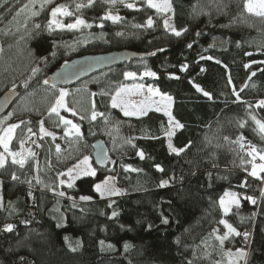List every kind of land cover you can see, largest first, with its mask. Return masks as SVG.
I'll return each mask as SVG.
<instances>
[{"label":"trees","instance_id":"obj_1","mask_svg":"<svg viewBox=\"0 0 264 264\" xmlns=\"http://www.w3.org/2000/svg\"><path fill=\"white\" fill-rule=\"evenodd\" d=\"M24 1L0 4V92L19 90L0 116V129L19 125L9 146L21 147L26 156L23 167L6 158L0 168V264H217L225 261L228 239L247 253L237 264H264V183L259 189L249 175L251 155L241 153L244 143L264 151L256 123H264V18L248 13L245 0H169L170 25L181 31L176 36L142 1L132 9L119 7L121 19L113 23L102 19L105 1L93 0L75 6L71 15L91 27L49 29L50 9L72 0L40 4L38 15L13 24ZM121 48L138 56L69 85L85 86L76 94L79 106L97 115L59 109L80 134L57 151L51 137L41 135L40 119L66 85L45 84V77L71 57ZM126 71L134 77L126 78ZM136 74L172 98L171 116L182 127L170 130L165 115L154 109L125 116L112 106L117 85ZM96 138L104 141L112 163L93 164ZM169 143L183 151L173 152ZM82 156L89 157L95 175L79 176L72 187L61 184L63 169ZM110 171L120 194L102 197L93 185ZM226 190L236 192L240 207L223 214L219 198ZM222 217L240 235L230 234L221 245ZM7 223L12 231L4 230Z\"/></svg>","mask_w":264,"mask_h":264},{"label":"rangeland","instance_id":"obj_2","mask_svg":"<svg viewBox=\"0 0 264 264\" xmlns=\"http://www.w3.org/2000/svg\"><path fill=\"white\" fill-rule=\"evenodd\" d=\"M103 1H105V3L107 4V8H106V11L104 13V16L106 14H109V13L112 14V15H118L117 9L119 7H121V6H124V5L129 4V3L135 5L137 2L142 1L145 4H147V0H124L123 3H120L119 0H117V2L115 4H112V3L108 2V0H103ZM41 2H42V0H26L23 3H21L18 6V8L15 10V12H14L15 16H14V19H13V24L19 23L20 20H22V21L25 20V18L27 16H29L30 14H32L34 12L35 8L38 5H40ZM153 2L154 3H161L162 0H153ZM86 3H88V0H72V3H71L70 6H68V4H57L54 7H57L58 5H64L68 9L69 12L73 13L76 4H86ZM54 7H52V8H54ZM52 8L50 9V12H49L48 23L52 19V17H51ZM154 10L156 11L155 8H154ZM157 14L163 18V22L165 20H168L169 25H170L171 11H168V12H157ZM77 17L78 16H75V17L71 16V15L70 16H63V15L58 14L56 19L61 24L67 25V24H70V23H75V20H76ZM48 23H47V25H48ZM52 27H56V25H52ZM129 72L133 73L132 71H126L125 73H129ZM125 73H124V76H125ZM139 76H140L139 74H136V78H130L129 80L118 84L116 89H115V91L110 96V103L112 104V98H113V96L116 95V93L119 90L126 89L127 91L124 94H122L121 99L125 103H127L128 105L140 106L141 104H143V105H145V111H147L148 109L156 110L157 107H159L161 109L160 112H162L164 115H165V110L170 112L171 102H170V106H168L167 109H165V105L168 104V102L167 101L161 102V97L162 96H166V95L160 93L155 87H153L151 85H147V84H143V83L139 82L137 80ZM61 89H64L68 93V95L64 98L65 107H62L60 109H64V110H66L68 112H76L78 114H83V113L87 112L89 117L92 118V113L95 112V111L91 110V107L86 108L84 105L79 106V105H81L80 103H82V99H79V97L76 96L78 91H82L83 92L85 90V86L84 85L77 84V85H72V86L66 85V86L59 87L57 89L56 97L54 98L53 104L55 103V100L58 97L59 91ZM149 89H152L153 91L150 92ZM155 92L160 93V95H155L154 94ZM75 97H77V99ZM74 99H76L79 102V103L76 102L77 105L74 104V101H75ZM90 102H91V100H90ZM76 106H79V107L75 108ZM122 107H123V105L118 106V108L121 111H122ZM129 110L131 111L132 109L129 108ZM95 113L97 114V112H95ZM170 114H171V112H170ZM136 115H138V114H136ZM60 117H63L65 120L71 121V124L65 125L64 123H62L60 121ZM165 117H166V119L168 121L169 129L171 130V128H173L176 125V123H175L174 119L170 123L169 117L167 115H165ZM55 119H57V122L54 121ZM41 121H43V126H44L45 130L47 132L53 133V135L50 136V137L54 141L56 149H57V146H59V151H61L63 149L62 148L63 146L65 147V146L68 145V141L70 139H72L73 137L77 136V135L74 134V129L72 128V125H75V124L68 117H65V116L60 115V114H59V116H57L55 113H50L49 114V111H48V114H46L45 117L40 119V122ZM14 124H15L14 122H12L10 124H6V125L3 124L1 129H0V135H4V129H6L10 125H14ZM40 127H41V123H40ZM66 131H68V135H65ZM40 133H41V131H40ZM41 135H44V134L41 133ZM9 143H10V141H9ZM9 151L10 152L21 153V155L24 158H26V156L24 155V150L21 147L18 148L17 150H11L10 146H9ZM257 152H259V151L257 150ZM257 152H256V155H257L258 158H259V154H264V151L261 152V153L260 152L257 153ZM0 153H2L4 155L5 159L6 158L12 159V157L8 154V152H5L3 146H0ZM29 153H30V151H27V155H29ZM84 157H88V156H82L78 160H76L74 162H70L69 164H67V166L63 169L64 176L60 177L59 182L61 180H63L64 183H70V182L73 181V180L70 179L69 175L67 174L69 169H73L72 176H78V177L79 176H83V171L85 169H87L88 167H90L95 172V168L92 165L89 157H88L87 165H84V164L81 163V161H83ZM19 158L20 157H17V159H19ZM258 160L259 161L257 163H251V165L249 166L250 167V171L249 172H251L253 164H257V165L264 164V161L260 160V158ZM76 165H79V167H75ZM105 181H108L109 185L112 186L113 188L120 190V188L115 184L114 176L111 173V171L108 172L107 175L104 178L96 180L94 182V185H93L94 189H95V185H97V184L103 185L105 183ZM225 192L236 193V192L231 191V190H226V191H224L222 193L220 198L222 196H224ZM104 196H110V195H104ZM220 198H219V200H220ZM237 198H238V196H237ZM222 212H223V209H222ZM223 214H225V213L223 212ZM222 219L225 220V218L222 217L220 219V221ZM7 224H5V225H7ZM5 225H4V228H5ZM219 229H220L219 230L220 231V236L223 237L226 234H228V229L225 227V225H223V224L220 225ZM229 235L230 234H228V237H229ZM237 249H242V248L241 247H233L232 243H231V240L228 239L226 247L223 249V255H224L225 261L221 262V263H217V264H237V256H236V250ZM229 253H231V255H229Z\"/></svg>","mask_w":264,"mask_h":264},{"label":"snow or ice","instance_id":"obj_3","mask_svg":"<svg viewBox=\"0 0 264 264\" xmlns=\"http://www.w3.org/2000/svg\"><path fill=\"white\" fill-rule=\"evenodd\" d=\"M51 0H42L41 2V7L43 8L46 4L50 3ZM108 2L115 4L117 2V0H108ZM120 3H123L124 0H119ZM2 3H6V0H0V4ZM93 3V0H88V4L91 5ZM127 8H134L135 5L134 4H126L125 5ZM147 6L149 8H155L157 12H168L171 11V4L169 2V0H162L161 3H154L153 0H147ZM27 7V6H26ZM77 10H79L81 7H83V5L81 4H77L76 5ZM244 9L251 14H254L258 17H262L264 18V0H245L244 3ZM63 15V16H70L72 15L71 12L68 11V9L64 6V5H58L57 7L52 8L51 10V17L52 19L49 21L48 23V27L49 29H51L52 25H56V27L58 28H64L67 27L68 29H78L81 26L83 27H91V25L87 24L85 22V20L77 17L75 20V23H70L67 25L61 24L57 19V15ZM32 15H38V13L33 12ZM102 19L104 20H111L113 23L119 22L121 17L118 15H112V14H106L105 16L102 17ZM153 25V20L151 18H149L146 21V26L147 27H152ZM164 25L165 28L167 30H170L174 35L176 36H180L181 35V31L176 30L174 27H171L169 25L168 20L164 21ZM136 27H141V25H135ZM36 28H40V25H36ZM189 47H191V45H189ZM53 55H55V53H53ZM208 59H211V57H208ZM247 67V65H246ZM35 71V70H34ZM134 73H125L126 78L128 77H134ZM144 75L147 76H154L155 73L153 72H145ZM45 84H48L49 81L45 80L44 81ZM127 90L126 89H121L119 90L115 96H113L112 98V106L113 107H118L123 105L122 107V111L124 112L125 116H129V115H136V114H145V105L141 104L140 106H136V105H128L127 103H125L121 97L122 94H124ZM150 92H152V89H149ZM197 91H201V89L197 86ZM155 95H160V93L155 92ZM68 95V93L64 90L61 89L59 91V95L55 100V103L50 107L49 112L50 113H55L57 116H59V109L62 107H65L64 104V98ZM205 96H208L209 94L207 92H204ZM171 97L170 96H162L161 97V102L167 101L168 104L165 105V109H167L168 106H170V102H171ZM237 99H239V97H237ZM260 106L264 107V101H260ZM129 108H131L132 110L130 111ZM157 111H160L161 109L159 107H157L156 109ZM75 114V113H74ZM11 115V113L9 114ZM96 113L93 112L92 113V119L96 118ZM165 115H167L169 117V121L171 123V121L173 120V117L171 116L170 112H168L167 110H165ZM255 119V118H254ZM60 121L62 123H64L65 125L67 124H71V121L65 120L63 117H60ZM41 123V127H40V131L41 133H43L44 135H49L52 136L53 133L51 132H47L43 126V121L40 122ZM257 125L259 126V129L262 133H264V123H261L260 121H256ZM19 127V125H10L8 128L4 129V135H0V146H3L5 152H8V154L12 157V163L13 164H19L21 167H23L24 163H25V158L21 155V153H17V152H10L9 151V141L12 139V133L14 132V130ZM175 127L180 128L182 127V125H180L178 122L176 123ZM72 128L74 129V134L79 136V129L76 127V125H72ZM29 131H31V129H29ZM65 135H68V131L65 132ZM169 136L172 135L171 132L168 133ZM169 148L173 151V152H177V154L179 153V151H183V149H175L173 148L172 144L169 143ZM57 151H59V146H57ZM257 150L255 147H252L251 151L249 152V155H253V153H256ZM30 155H34V153H29ZM138 155H140V157L143 159V153H138ZM17 157H20L19 159H17ZM255 156H253V160H255ZM259 158L260 160L264 161V154H259ZM5 157L2 153H0V168H3L5 166ZM82 164L87 165L88 163V157H84L83 161H81ZM75 167H79V165H76ZM157 168H159V166L157 165ZM162 170V169H161ZM72 172L73 169H69L68 170V175L70 177L71 180H75L78 179V176H72ZM260 172H264V164H253L252 165V170L249 173V175H251L252 177H255L257 179H264V177H260L259 173ZM61 175H64L63 173ZM83 175L85 176H90V175H95V172L88 167L87 169H85L83 171ZM14 180L17 179V177L15 176V174H13L12 177ZM61 184L64 183L63 180L60 181ZM166 182H162L161 183V187L164 186ZM241 187H245L246 186V181L244 183H242L240 185ZM68 187H72V183L68 184ZM95 190L96 192H98L102 197L104 195H119V190L113 188L112 186L109 185L108 181H105V183L103 185L101 184H97L95 185ZM60 195H64L63 192L60 193ZM261 195L264 196V190H262ZM227 198V199H226ZM82 200H89L90 197L87 196H82L81 197ZM245 199L251 201V203L255 204L256 201L252 198V197H245ZM235 205L236 208L240 207V200L237 198V194L236 193H229V192H225L224 196H222L219 200V206L221 207V209H223V212L225 214H227L230 209L231 206ZM116 215H118V213L113 212L112 216L115 217ZM164 223H167V220L163 221ZM221 224H224L225 227L228 229V234H232L234 233L235 235H240L239 232L236 231L235 228L232 227V225L228 224L225 220H221L220 221ZM13 225L12 224H7L5 225L4 230L5 231H12L13 230ZM228 234H226L223 237H217L218 240H220L221 245L223 244L224 240L227 239ZM245 239H247L248 237V233L245 232L244 234ZM127 247V245L125 246ZM75 250V249H73ZM229 255H231V253H229ZM247 253L242 250V249H237L236 250V256L238 259H244L246 257Z\"/></svg>","mask_w":264,"mask_h":264},{"label":"water","instance_id":"obj_4","mask_svg":"<svg viewBox=\"0 0 264 264\" xmlns=\"http://www.w3.org/2000/svg\"><path fill=\"white\" fill-rule=\"evenodd\" d=\"M136 56L137 52L127 48L80 54L63 61L48 73L45 80L52 86L71 85L99 70L128 62ZM18 94L19 90L15 88H6L0 92V116L7 111ZM90 158L96 167L112 163V157L108 155L101 138L92 141Z\"/></svg>","mask_w":264,"mask_h":264},{"label":"built area","instance_id":"obj_5","mask_svg":"<svg viewBox=\"0 0 264 264\" xmlns=\"http://www.w3.org/2000/svg\"><path fill=\"white\" fill-rule=\"evenodd\" d=\"M252 147H254L252 144H250V143H244V144L241 146V153L250 152L251 149H252ZM253 154H254V153H253ZM253 156H255V155H252V157H251V161H252L253 163L258 162V158H257V156H255V157H256L255 160H253ZM260 177H264V172H262V174H261ZM263 183H264V179H258L259 189L262 187Z\"/></svg>","mask_w":264,"mask_h":264}]
</instances>
